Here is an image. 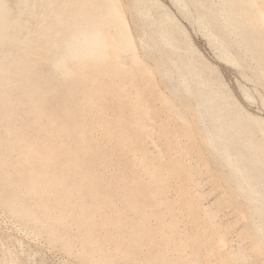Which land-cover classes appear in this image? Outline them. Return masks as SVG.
I'll return each mask as SVG.
<instances>
[{"label":"bare ground","instance_id":"obj_1","mask_svg":"<svg viewBox=\"0 0 264 264\" xmlns=\"http://www.w3.org/2000/svg\"><path fill=\"white\" fill-rule=\"evenodd\" d=\"M170 1L205 38L218 61L235 67L242 80L262 85V90L254 87V91L264 107V0ZM125 7L151 65L136 53L137 37L131 33ZM175 15L157 0H127L124 7L120 0H0V204L71 250L73 239L64 228H101L118 221L101 222L87 215L105 207L104 203L92 205L89 189L98 188L99 183L83 188L77 181L95 179L87 157H96L94 147L100 143L96 129H103V137L117 143L114 162L121 164L122 155L130 150L125 168L143 166L150 174L149 182L137 180L133 192L141 196L130 201L135 209L155 203L153 199L165 192L170 178H179L183 192L186 178L181 174L187 171L183 164L187 152L179 136L186 137L188 148H195L197 141L206 143L221 157L232 196L226 193L222 201L235 210L242 206L237 215L243 223L238 237L264 264L263 118L244 110ZM157 76L168 94L157 88ZM243 94L253 101L252 93ZM154 99L159 101L157 108L151 105ZM187 111L192 112L193 125ZM159 114L171 116L173 123L162 121L159 133L169 150L175 151L173 159L162 163H156L143 147L153 115ZM194 127L201 137L195 136ZM93 140L96 145H86ZM149 186L153 192L143 196ZM76 192L78 200L72 196ZM82 192L90 194L87 199ZM193 196L186 190L183 201L199 208ZM170 203L157 200L152 215L163 218L165 210L170 216L160 226L139 230L140 220L132 223L126 232L133 236L125 240L123 257L137 253L138 246L147 242L158 248L140 264H175L183 258L187 239H175L177 218L168 206L164 209ZM207 215L213 218L208 210ZM204 230L201 235L208 240L206 254L212 264H238L248 258L241 249L228 247L231 242L221 233L225 228L208 235ZM81 237L84 244L79 255L97 264H119L118 260L103 261L95 253L99 238L84 233Z\"/></svg>","mask_w":264,"mask_h":264},{"label":"rangeland","instance_id":"obj_2","mask_svg":"<svg viewBox=\"0 0 264 264\" xmlns=\"http://www.w3.org/2000/svg\"><path fill=\"white\" fill-rule=\"evenodd\" d=\"M157 1L163 4L167 10L174 13V15L176 14L175 16L178 20L180 19L179 21L184 25L186 31L188 30L189 37L191 36L190 40L193 46L195 45L194 47L196 50H199L198 53L205 58L209 64L214 66L219 74L221 73L220 77L227 83L226 85L229 86L228 88L231 90L236 100L239 101L240 105L243 106L244 110L253 116L261 117V119L263 118L264 121V107L259 103L261 100L260 97L257 98L258 93L254 91L257 88V90H262V85H258L256 82L246 78L242 80L244 77L238 73L235 67H229L227 63L221 60L218 61L219 59L214 57L216 55L212 53L214 51L207 45V41L203 40L205 38L202 37L200 32L198 33V31L193 29L191 24L186 22L187 20L178 13L176 7L170 0ZM120 2L124 7L127 0H120ZM128 11L129 10L125 7L124 12L131 33L133 37H137L136 40L134 38L136 53L141 59L151 65V59L147 60V57L145 58L142 52L143 50L139 44L140 41H138L140 40L139 30L133 25L130 15L131 12L129 11V13ZM155 75L157 74L155 73ZM239 76L241 77L239 78ZM157 78H155L157 88L161 93L168 94V90H166L167 86L159 80V78L157 80ZM243 83L245 85H243ZM246 87L248 88L246 89ZM244 92L252 93L253 97L255 96V98L252 97L253 101L247 98L246 95H242ZM243 96H245L246 99H244ZM171 99L178 105L175 98L173 99L172 97ZM151 105L157 108V106H159V101L154 99L151 101ZM107 111L111 112V110ZM186 115L191 123L193 120L192 112L187 111ZM153 119L154 120L150 122L148 128L149 133L147 140L143 141V147L152 157L156 158V163H162L165 162V160L173 159L175 151L169 150L168 143H165L164 138L159 133V125L165 120L170 123L173 122L171 116L166 114L153 115ZM193 132L195 136H202L195 127ZM103 135V129H96L95 138L96 141L98 140L100 143L96 145V141L93 140L86 144L96 145L94 148L97 149L96 157L92 154L87 157L88 162L91 163L89 167L95 169V175H93V178H95L94 181H87L86 177L77 178V181L83 188H87L90 182L93 184L99 183V185L97 184L99 186L98 188L89 189L93 194L92 205L104 203L105 207L99 212L89 211L86 214L93 215L92 217L97 218L101 222L107 219L115 222V219H118L117 224L103 226L101 228L96 226L78 227L75 225H71L66 229L64 228L65 230L63 229V231L65 234L70 239H73L71 250H66L60 241L52 239L46 231H41L37 226L25 224L17 215L11 213L4 205L0 204V262L2 264H8L12 260H14L16 264H97L88 260L83 255H79V250L84 244L81 237L82 233L86 234L87 237H97L100 239L95 253L102 258L101 260H118L119 264H140L142 261L152 258L158 247L143 242L138 246L137 253L123 257L122 250L126 244L125 240L133 236L132 233L126 231L132 228V223L137 220H140V222H138L136 227L142 230L147 226H160L161 223L164 222V219H170L169 212L165 210H162L163 218H161V216L156 217L152 215V212L156 209L157 200L160 199L171 202L169 205H165L164 209L168 206L174 214V217L177 218L178 233L175 235L176 241L187 239V244L183 249V258L175 264H212L213 260L206 254L208 240L205 235H201V229L204 230V228H207V235L209 233L212 234V232L217 234L221 228H225V231H221V233L226 237L227 243L231 242L228 244V247L231 250H235L236 248V250L241 249L248 256L247 259L239 261L238 264H261V258L251 253L247 241H242L238 237V232L243 226V223L237 221V215L242 209V206L239 205L240 207L235 210L233 206H227L223 203L222 200L228 197L226 193L231 191L227 187L224 178L226 169L223 166L221 157L213 150L209 149L206 143H199L197 141L195 148H188L189 144L187 143L186 137L181 138L179 136V140H181L187 152L183 157V164L187 167V171L182 172L183 175L181 174V177L186 178L183 192H181L179 188V178H170L169 186L165 192L156 195L153 199L155 203H151L141 209H135L130 205V201L134 196L140 195L133 192L137 186V180L149 182L150 174L143 169V166L135 165L133 168H125L131 156L130 150L122 155L121 164L114 162L117 153V143L112 139L104 138ZM86 147L92 148L91 146H85V148ZM160 153H163L162 156ZM162 157L163 160H161ZM203 159L206 160L207 164H204ZM164 173H167V169L164 170ZM69 179L72 182L76 180L74 178ZM153 190L154 187H146L142 194L143 196L149 195ZM186 190H189L192 196H197L196 201L200 204L198 206L199 208H195V205H187L183 201V194L186 193ZM76 193L72 194V196L78 200L80 193ZM81 195H84L87 199L90 194H84V192H82ZM195 196L192 198L193 201L196 198ZM229 196L232 197L230 193ZM206 206L208 207L207 209L205 208ZM207 210L211 212L213 216L212 219L208 217ZM76 211L77 209H74V212ZM146 237H149V235H146ZM156 238L160 240L161 234L157 233ZM217 247L218 244L214 249H217ZM88 248L93 251L92 248ZM175 253V251H171L169 254L172 256L175 255Z\"/></svg>","mask_w":264,"mask_h":264}]
</instances>
